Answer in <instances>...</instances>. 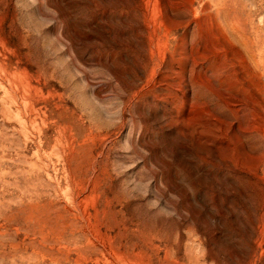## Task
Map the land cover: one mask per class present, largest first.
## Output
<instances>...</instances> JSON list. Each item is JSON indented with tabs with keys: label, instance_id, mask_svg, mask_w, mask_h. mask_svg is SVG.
<instances>
[{
	"label": "rangeland",
	"instance_id": "1",
	"mask_svg": "<svg viewBox=\"0 0 264 264\" xmlns=\"http://www.w3.org/2000/svg\"><path fill=\"white\" fill-rule=\"evenodd\" d=\"M0 264H264V0H0Z\"/></svg>",
	"mask_w": 264,
	"mask_h": 264
}]
</instances>
